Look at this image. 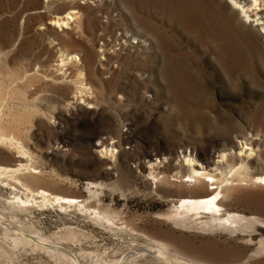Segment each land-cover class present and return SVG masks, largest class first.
Listing matches in <instances>:
<instances>
[{
	"label": "rangeland",
	"instance_id": "rangeland-1",
	"mask_svg": "<svg viewBox=\"0 0 264 264\" xmlns=\"http://www.w3.org/2000/svg\"><path fill=\"white\" fill-rule=\"evenodd\" d=\"M112 1L99 0L97 8L82 6L79 27L72 29L74 23L60 31L55 18L70 11L71 5L61 0H0V51H9V60L0 64V88L7 101L2 122L10 131V106L32 109L31 120L14 131L41 170L36 184L55 194L85 199L88 182L102 183L99 201L90 198L88 205L112 206L121 212L122 222L141 232L108 231L72 207H19L11 200L20 191L0 182V264H73L33 244L85 251V264L120 259L125 264L166 263L148 253L146 242L151 240L145 237L167 244L170 257L189 264H264V253L253 254L264 240V229L259 228L249 242L248 234L189 231L157 218L169 210L172 200L189 193L191 187L180 181L182 176L171 177L186 174L185 156L210 163L211 170L223 149L240 154L235 147L239 135L257 139L255 134L264 131V36L252 23L241 21L229 0ZM96 18L91 27L89 22ZM101 21L108 23L105 38ZM119 27L148 36L149 48L128 55L124 51L120 58L116 45L101 63L95 57L87 60L84 72L93 92L86 97L92 104H76L66 88L75 68L56 69L59 41L64 40L69 50L82 51L81 41H88L99 51L102 39L112 42L109 38ZM36 73L39 77L30 82L31 89H25V101L14 96L18 80ZM238 139L246 147L245 139ZM112 142L115 163L101 154V145ZM257 151L264 153V148ZM20 156L0 143V165L29 163V157ZM157 159H166L157 170L170 175L174 185L160 182L156 187L148 179L147 169ZM249 161L254 175L264 172V159L254 155ZM115 183L122 191L106 186ZM233 186L225 192V206L263 219L264 188L236 182ZM155 188L160 189L154 192ZM23 236L31 243L13 241ZM74 236L78 237L71 239ZM139 247L144 253L133 255Z\"/></svg>",
	"mask_w": 264,
	"mask_h": 264
},
{
	"label": "bare ground",
	"instance_id": "bare-ground-1",
	"mask_svg": "<svg viewBox=\"0 0 264 264\" xmlns=\"http://www.w3.org/2000/svg\"><path fill=\"white\" fill-rule=\"evenodd\" d=\"M61 1L73 7L72 9H70V11L65 12L66 15L64 14L63 16H57L55 18V26H57L56 28H58L60 31H66V29H68L74 23L76 25L74 24L75 26L72 29H77V27H79V22L81 19L80 10L88 6L96 7L98 5L97 1L99 0H94L93 2H91L92 0H61ZM229 1L231 3L232 8H234L235 11L237 10L236 12H239L238 14L240 15L241 21L246 24L247 22L252 23L251 25H253L255 28L257 27L259 29L258 32L264 36V0H229ZM109 3L111 2L109 1ZM261 7H263V11L261 10ZM103 12L106 13V15H108L106 11H103ZM259 16L261 17L258 18ZM112 21L114 23L115 20L111 18V22ZM96 22H97V18L92 19L89 22L90 26L95 27ZM101 23H102L101 33L103 35L102 37L105 38L106 35L104 34L103 31L107 30L106 28L108 27V23L107 21H104V22L101 21ZM118 26H120V23H118ZM118 30L120 32L116 31V33L113 36H111V38H109L113 40L112 42L108 40H107L108 42L107 41L105 42L106 39L101 38L103 40V43H101L99 51H98V47H93V45L91 43L89 44L88 41H86V43L81 41L80 44L83 47V51L80 49L69 50L68 48H66V43L64 42V40L62 42L59 41L60 58L57 60L58 64L56 66V69L58 71L64 72V70L69 66H73L75 68V71L72 73V76L68 78L70 79L69 83L71 84V86L69 85V87H66V88L71 90V92L73 93L74 95L73 99L75 100L76 104L81 105L79 101H84L88 105L92 104L91 100L88 97H86L87 95H90L93 92L92 87L89 85L90 83H88L87 81L88 78L86 79V75L84 72L85 63L87 62V60H92L95 57L96 59L99 58L100 59L99 61L101 63L102 57H105L106 59V55L108 53L109 48H114V47L116 48L117 47L116 45H119L120 49L118 48L119 50L118 51L115 50V52L120 58H121V55H123L124 51L128 55L132 51L137 52L138 50H142V48H145V49L149 48L151 41H148V36L146 37L138 33L137 29L136 30H126L124 27L123 28L119 27ZM132 35L133 37H131ZM131 38L136 39V42H133ZM55 40L58 41V39L56 38ZM108 45H111V46L107 48ZM107 59H110V57L107 56ZM8 60H9V51H0V64H3L7 62ZM101 66H103V64H101ZM38 77H39V74L36 73L34 75H25L23 78L18 80L19 82L17 81L18 85L16 87V92L14 89V96L16 94L20 99L25 101V92H26L25 89L28 88L30 90L31 89L30 86L32 85V84L30 85V82H33V80L37 79ZM61 78L66 80L65 77H61ZM4 95L5 93L0 88V143L6 145L10 149H15L17 153L19 154L20 158H21L20 155L22 156L24 155L25 157L30 158V160L27 158L28 159L27 161L29 163H25V164L24 162L19 163L17 164L16 167H8V166L0 165V182L3 185H8L15 192L16 190L20 191L18 194H15V196L13 195L14 197H13V201L11 200V203L13 204L15 203L16 205H19V207H23L27 209L32 208L33 206L43 207V206H48V205H51V206L57 205L62 210L63 209L65 210L66 208L69 209L70 207H72L76 210L81 211V213L87 214L88 217H90L96 223H99L100 225H102L103 228L105 227V229H108V231L117 229V231L122 232L126 230L135 235H139L141 231L137 230L134 227H131V225L127 224L126 222H122L125 219L122 218L121 212L115 211L112 208V206L102 207L97 202L94 206L88 205V200L90 198L97 199L98 195L102 192L101 188L102 186H104L102 183L88 182L87 192L89 196L86 197L85 199L61 195V194H55L47 190L46 187L44 188L36 184L37 180L40 178V175L38 174L41 173V170L38 169L34 165V162L32 160L33 158L31 157L30 152L26 148H24V146L21 144V142L16 137L15 131H14L15 128H18L20 123L31 120L33 110L32 109L30 110L29 107L15 109L12 106H10V124H9L10 131H6L5 130L6 126L2 122L3 109L6 107L5 102H7L5 100ZM10 97H11V94H10ZM243 135L242 136L239 135L238 138L240 137V138L245 139V143L243 144H245L246 147L240 146L239 144L240 140L238 138H237L238 143H236L235 145V147L239 148L238 150L240 151V154L237 155L236 154L237 152L235 153L232 152L228 154L223 149L222 152L218 156V159H221V160H215L213 163V168L211 170L207 169V166H209L210 163L203 164V163L198 162L197 159L192 157V155L185 156L184 160L182 161H183V166L186 170V174L185 175H175L174 174L171 177H181L182 176V179L180 181L183 182L186 186L189 185L191 187L190 189H188L189 193L183 195V197H180V198L175 197L176 199L172 200L169 210H167V212L165 213L157 214V218L162 221L169 222L170 224L180 229H184V230H189V231L196 230V231H201L205 233L206 232H217V233L228 232L230 235L248 234L249 242H252L253 240H255L253 239V236L257 234V232L259 231V228L264 229V218L262 219L260 216H257L258 214L257 215L256 214L246 215V214L240 213L237 210L236 211L230 210L225 206V203H224V199L226 195L225 192H228V190L234 188L233 186L234 182L238 183L239 185L245 184L248 187L254 186V187L264 188V172L263 173L261 172L258 175H254L251 171V166H250L251 162L249 161L250 158L254 155H256L257 158L264 159V153L262 151L261 152L257 151L258 149H260V147L264 148V131L260 130L258 133L255 134L258 137L257 139H253L250 136L246 137ZM114 145H115L114 142L110 143L109 145H105V146L104 144L101 145V154L103 155V157H107L108 159H110L111 162L115 163L116 158H117V149L114 147ZM237 158L240 159L239 162ZM165 160L166 159H164L163 161L157 159L155 162L150 163V167L147 169L148 179L151 182L153 181L152 184H154L156 187L160 182H164L163 184L167 183L169 185L171 184L174 185V183L169 179L170 175H168L165 172L157 170L161 166V163L164 162ZM11 181L14 182V185L13 183H11ZM106 186H108L109 189L113 191L114 190L122 191L121 186L118 183L106 185ZM159 189L155 188L154 192L155 191L157 192ZM123 193H122V196H124ZM171 195L167 194V196L165 197H169ZM253 198H255V196ZM257 199L260 200L261 197L260 198L258 197ZM97 201L99 200L97 199ZM261 201L259 202L261 203ZM258 206L261 207L260 204ZM4 227H7L8 229V227L10 226H4ZM11 227H14L15 230H18L16 229L18 228V226H11ZM68 233L70 232L68 231ZM73 233L77 234V232L75 231L73 232L72 230L71 234ZM77 237L74 236L71 239L74 240ZM145 239L151 240V242H146V245H147L146 248L147 250H149L148 253L152 252L156 254L157 256H159V259H161L162 261H165L166 263H169V264H189V263L181 262V260L179 261L176 258L170 257L169 252L172 251V249H170L167 244L160 242V241L153 240L151 238H147V237H145ZM13 241L15 243H19V242L20 243L24 242L27 244L31 243L24 236L23 238L22 237L14 238ZM43 244L44 243H42L41 245ZM257 245H258L257 248L254 249L255 251L253 250L254 251L253 254L259 255V254L264 253V240L260 241L259 244ZM33 246L46 250L48 251V253L49 252L56 253L57 255L56 254L54 255H56L59 259L65 258L67 261H71V263L73 264H82V261L84 264L86 263L84 259L85 254H86L85 251H81V252L79 251L78 253H72L68 250H63V249L62 250H56L54 248L45 249L43 247H40V245H37V244L35 245L33 244ZM141 248L140 247L137 249L135 248L136 251H134L135 253L133 255L141 254V251H142ZM69 249H71V247ZM144 251L142 252L144 253ZM249 256H254V255L250 254ZM120 260L115 261L113 264L124 263L123 262L124 259H122L121 261ZM95 263H99V262L95 261ZM104 264L106 263L104 262Z\"/></svg>",
	"mask_w": 264,
	"mask_h": 264
}]
</instances>
